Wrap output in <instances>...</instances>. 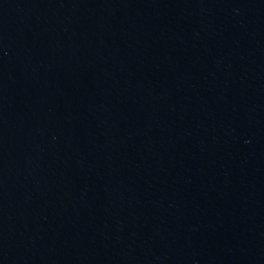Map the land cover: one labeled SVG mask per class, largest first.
I'll return each mask as SVG.
<instances>
[{
    "label": "water",
    "instance_id": "water-1",
    "mask_svg": "<svg viewBox=\"0 0 264 264\" xmlns=\"http://www.w3.org/2000/svg\"><path fill=\"white\" fill-rule=\"evenodd\" d=\"M0 264H264V0H0Z\"/></svg>",
    "mask_w": 264,
    "mask_h": 264
}]
</instances>
